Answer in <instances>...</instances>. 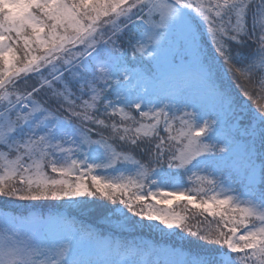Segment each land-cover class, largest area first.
<instances>
[{
	"label": "snow or ice",
	"instance_id": "snow-or-ice-1",
	"mask_svg": "<svg viewBox=\"0 0 264 264\" xmlns=\"http://www.w3.org/2000/svg\"><path fill=\"white\" fill-rule=\"evenodd\" d=\"M0 199V264H264V0H0Z\"/></svg>",
	"mask_w": 264,
	"mask_h": 264
},
{
	"label": "trees",
	"instance_id": "trees-1",
	"mask_svg": "<svg viewBox=\"0 0 264 264\" xmlns=\"http://www.w3.org/2000/svg\"><path fill=\"white\" fill-rule=\"evenodd\" d=\"M141 70L145 71V72H152V69L149 65L141 66ZM161 79L162 78H158L155 81L154 87H153V95L151 97L157 103L160 102V98H163L164 96L168 95V93H169L168 86L166 84H162ZM219 83L222 84L223 86H226V87L232 89V91L234 93L237 91L235 88V81L231 77V74H229L228 79L220 80ZM215 103L216 102L212 98L211 95H206L204 98V101H203L204 107H203L202 111H204V112L212 111L213 108L215 107ZM189 110H191V109H189ZM220 134H221V136L226 138L229 135L228 129L222 128ZM219 167L221 168V170H223L225 172L226 175H230L232 177V179L229 180V183H233V184L238 183V181H239L238 175L236 174L235 170H232L231 172L228 171L229 166L227 163H221L219 165ZM3 207H4L3 201H2V199H0V208H3ZM29 207L31 208V205H29ZM34 210L47 213L49 211H53L54 208L50 204H42V205H39ZM176 210L181 211V212L184 211V209L182 207H177ZM17 211H23V208H20L19 206H17ZM187 214L191 215L192 213L189 211ZM196 219L199 220L200 217H196ZM79 221L83 222L84 224H86L89 227H99V228L108 230V226L105 224L104 221L99 219V217L96 213L85 212V213L79 214ZM112 223H113V225H115L116 222L113 221ZM137 238L138 239L142 238L144 241H147V242L160 244V246H164V244H165V241H163L158 234L148 233L146 231L143 233H138ZM167 243H171V241H169Z\"/></svg>",
	"mask_w": 264,
	"mask_h": 264
},
{
	"label": "rangeland",
	"instance_id": "rangeland-1",
	"mask_svg": "<svg viewBox=\"0 0 264 264\" xmlns=\"http://www.w3.org/2000/svg\"><path fill=\"white\" fill-rule=\"evenodd\" d=\"M222 138H224V137L222 136Z\"/></svg>",
	"mask_w": 264,
	"mask_h": 264
}]
</instances>
